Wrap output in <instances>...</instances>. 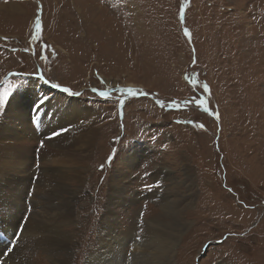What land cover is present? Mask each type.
I'll return each instance as SVG.
<instances>
[{
    "label": "rangeland",
    "instance_id": "1",
    "mask_svg": "<svg viewBox=\"0 0 264 264\" xmlns=\"http://www.w3.org/2000/svg\"><path fill=\"white\" fill-rule=\"evenodd\" d=\"M44 77L79 93L89 113L78 123L95 130L84 183H69L79 197L71 264L98 248L108 210L129 238L183 228L171 233L178 264H264V0H0V93L10 92L0 129L24 90L54 96ZM36 133L39 144L53 132ZM162 165L170 173L156 178ZM157 189L183 224L148 194ZM13 215L7 206L0 222ZM0 239L2 253L12 239ZM40 250L26 249L30 264Z\"/></svg>",
    "mask_w": 264,
    "mask_h": 264
},
{
    "label": "bare ground",
    "instance_id": "2",
    "mask_svg": "<svg viewBox=\"0 0 264 264\" xmlns=\"http://www.w3.org/2000/svg\"><path fill=\"white\" fill-rule=\"evenodd\" d=\"M43 98L45 96L33 92L14 97L6 121L0 129V213L7 206L14 213L5 226L6 232H10L11 236L28 206L26 196L32 186V174L38 175L36 186L33 185V194L29 196L32 209L21 228L22 236L20 234L21 237L28 234V238L4 259L1 258L2 264H30L27 248L43 250L37 253V261L41 264H71L74 256L75 244L72 245L71 240L75 238L73 221L79 197L69 183L73 178L78 183L83 182L80 168L86 166L93 151L91 139L95 136V130L90 131L87 126L79 125V118L89 112L76 98H69L63 92L57 93V99H46L40 104ZM56 118L57 124H60L57 130L66 131L58 136L51 135L41 149L36 148L40 139L36 132L50 134L56 131ZM36 162L37 171L34 170ZM172 185L168 184V189H172ZM152 198H156L158 202L167 201L160 204L169 207L173 213L177 212L176 201L167 196L162 199L160 194L153 195ZM125 199L126 202L132 201L127 196ZM176 215L175 223L183 224L180 214ZM116 221L117 217L109 210L102 216L97 238L99 246L88 255L85 264H178L175 260L176 244L173 242L177 236L172 234L179 233L183 228L179 231L172 230L174 233L171 231V234L169 228L163 233L161 227H156V230L147 227L148 230H145L140 239L133 236L129 238L115 232ZM67 227L74 230L69 232ZM0 236L2 237L1 234ZM128 247H132L130 257Z\"/></svg>",
    "mask_w": 264,
    "mask_h": 264
},
{
    "label": "snow or ice",
    "instance_id": "3",
    "mask_svg": "<svg viewBox=\"0 0 264 264\" xmlns=\"http://www.w3.org/2000/svg\"><path fill=\"white\" fill-rule=\"evenodd\" d=\"M36 23H37V28L39 29V27H40V21H39V19H37ZM56 86L59 87V85H56ZM204 87L207 88L208 86L205 84ZM63 91H64V92H70L71 90L68 89V88H64ZM93 91H96V89H93ZM126 91L129 92V93L135 94V91H136V90H134V89H132V88H128V89H126ZM72 94H73V95H78L79 93H72ZM100 95H102V96H106L107 93H105V92H100ZM9 96H10V92H9L7 89L4 90L2 93H0V105L5 104V103L8 101ZM46 99H47V97L41 99V100H40V104H43V103L45 102ZM157 103L160 104V103H162V102H160V101L158 100ZM204 103H205V102H204L203 100L200 101V104H201L202 106H204ZM173 106H175V105H173ZM205 111H207V107H205ZM200 127H203V125H200ZM63 131H66V129H61L60 131H54V132L52 133V136H58V135H60ZM49 138H51V137H49ZM40 146H41V148L44 146V141H41V142H40ZM111 159H112V157L110 156V157H109V161H111ZM100 167L103 168L104 165H101Z\"/></svg>",
    "mask_w": 264,
    "mask_h": 264
},
{
    "label": "crops",
    "instance_id": "4",
    "mask_svg": "<svg viewBox=\"0 0 264 264\" xmlns=\"http://www.w3.org/2000/svg\"><path fill=\"white\" fill-rule=\"evenodd\" d=\"M143 124V123H142ZM145 127V126H144ZM143 127V128H144ZM151 125H149V127H147V128H145L144 129V132H147V133H150L151 132V129H154V130H157L156 128H154V127H152ZM146 141H148V139L146 140ZM149 142V141H148ZM144 153V152H143ZM159 168H158V170L156 171V174H155V177L157 178V176H161V178H165V177H163V173H162V171H163V169H166L167 171L169 170V168L167 167V166H165V165H162V166H158ZM188 171H187V174H188V178H187V182H190V184L191 183H193V178H192V173L189 171L190 169L188 168L187 169ZM164 172V171H163ZM169 173H170V171H168ZM169 177H166V180L168 179ZM172 180V183H170V184H173V185H176V184H178V183H175L174 182V179H171ZM161 181H163V180H161ZM176 181V180H175ZM164 182V181H163ZM178 182V181H177ZM180 182V181H179ZM160 190H156V191H151V192H148V194L149 195H159L160 194V196H161V193L159 192ZM177 192H178V188H177ZM187 192H188V190H187Z\"/></svg>",
    "mask_w": 264,
    "mask_h": 264
},
{
    "label": "clouds",
    "instance_id": "5",
    "mask_svg": "<svg viewBox=\"0 0 264 264\" xmlns=\"http://www.w3.org/2000/svg\"><path fill=\"white\" fill-rule=\"evenodd\" d=\"M56 88H58V87L56 86ZM70 93H71V92H70ZM70 93H69V94H70ZM71 94H72V93H71Z\"/></svg>",
    "mask_w": 264,
    "mask_h": 264
}]
</instances>
